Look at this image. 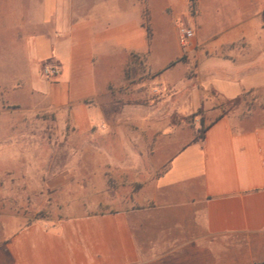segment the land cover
Segmentation results:
<instances>
[{
  "label": "crops",
  "instance_id": "0c3cea01",
  "mask_svg": "<svg viewBox=\"0 0 264 264\" xmlns=\"http://www.w3.org/2000/svg\"><path fill=\"white\" fill-rule=\"evenodd\" d=\"M48 1L41 0V18L32 11L25 41L17 31L15 45L31 74L17 78L13 89L21 80L40 110L78 133L104 127L112 138L106 145L111 164L134 157L133 150L153 149L154 164L165 169L121 198L107 185L110 197L98 203L105 209L50 221L51 227L0 215V264H225L227 248L243 244L240 263L264 260V106L244 118L221 113L199 140L172 121L248 91L264 103V42L255 40L249 16L256 5L264 36V0H196L194 15L190 0H181L179 12L167 6L163 23L174 25L175 35L164 44L154 41L149 0H136L144 4L139 21L128 14L129 0ZM179 21L192 32L186 44ZM43 45L49 50L41 56ZM43 61L59 66L55 78L43 77ZM180 65L186 67L177 84L170 75ZM130 70L150 74L169 93L151 108L105 109L130 81Z\"/></svg>",
  "mask_w": 264,
  "mask_h": 264
},
{
  "label": "rangeland",
  "instance_id": "374dc122",
  "mask_svg": "<svg viewBox=\"0 0 264 264\" xmlns=\"http://www.w3.org/2000/svg\"><path fill=\"white\" fill-rule=\"evenodd\" d=\"M180 2L149 0L155 42L164 44L171 35L174 37V25L165 26L163 23L167 16L165 8L170 6L169 13L172 8L179 12ZM142 3L129 0L128 14L132 20L139 21ZM256 7L253 6L249 13L250 23L255 40L264 42V36L258 30ZM32 11L35 17H42L41 0H0V215L24 216L28 224L40 221L51 227L62 218L90 215L95 210L98 213L105 209L104 204L98 206L100 201L105 202L111 194L121 198L130 189L137 191L143 183L160 176L165 168L154 164L153 149L133 150L134 157L131 154L123 162L111 164L107 159L106 145L112 138L104 127L98 133H78L61 117L40 110L27 89H20L21 80L17 81V90L13 89L17 78L26 81L31 74L29 59L22 52L21 45H15V38L21 29L25 41L32 29ZM189 11L192 13L190 7ZM44 13L47 15L49 11ZM40 23V20L35 21V34L42 30ZM176 26L179 31L185 27L183 21ZM48 50L43 45L38 54L43 56ZM49 62L55 64L43 61L40 69ZM185 67L178 66L170 79L182 83ZM129 78L119 93H114L113 102L103 103L105 109H120L127 103L134 108H138L137 105L151 108L169 93L154 83L148 73L130 70ZM2 94L4 98L1 99ZM261 96L250 93L241 104L229 100L211 101L189 114L178 113L172 121L175 119L179 128L183 125L184 136L197 138L201 130L221 113H233L241 118L250 116L264 106ZM212 107L214 111L210 110ZM201 120L205 124L201 125ZM122 141L117 140V143L121 145ZM107 185L110 195L106 191ZM244 248V244L228 247L225 264H264V260L240 263L238 254L244 255Z\"/></svg>",
  "mask_w": 264,
  "mask_h": 264
},
{
  "label": "built area",
  "instance_id": "2783aa9c",
  "mask_svg": "<svg viewBox=\"0 0 264 264\" xmlns=\"http://www.w3.org/2000/svg\"><path fill=\"white\" fill-rule=\"evenodd\" d=\"M192 34L191 30L186 27L180 28V36H181V42L183 44H186L187 38ZM59 66L57 64L53 63H46L42 69L41 73L44 78L46 79H52L55 78L59 74Z\"/></svg>",
  "mask_w": 264,
  "mask_h": 264
},
{
  "label": "trees",
  "instance_id": "16d2710c",
  "mask_svg": "<svg viewBox=\"0 0 264 264\" xmlns=\"http://www.w3.org/2000/svg\"><path fill=\"white\" fill-rule=\"evenodd\" d=\"M190 2H191V12L194 15L195 14V3H196V0H190ZM145 27H146V30H147L148 39H149V41H151L153 33H152V29H151L150 24H149L148 14L145 15ZM252 92L253 91L244 92L239 97H237V98H235L233 100H229V101L234 103V104H241L242 101L245 100V97L248 94L252 93ZM201 125H203V120H201ZM204 134H205V129L201 130V134L197 138H195V140L204 139Z\"/></svg>",
  "mask_w": 264,
  "mask_h": 264
}]
</instances>
